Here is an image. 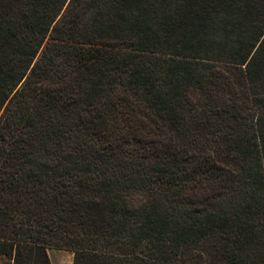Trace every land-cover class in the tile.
Segmentation results:
<instances>
[{
    "label": "trees",
    "instance_id": "trees-1",
    "mask_svg": "<svg viewBox=\"0 0 264 264\" xmlns=\"http://www.w3.org/2000/svg\"><path fill=\"white\" fill-rule=\"evenodd\" d=\"M264 264V0H0V258Z\"/></svg>",
    "mask_w": 264,
    "mask_h": 264
},
{
    "label": "rangeland",
    "instance_id": "rangeland-1",
    "mask_svg": "<svg viewBox=\"0 0 264 264\" xmlns=\"http://www.w3.org/2000/svg\"><path fill=\"white\" fill-rule=\"evenodd\" d=\"M47 256L51 264H72V253L67 251L48 250ZM2 264H10L9 261L0 258Z\"/></svg>",
    "mask_w": 264,
    "mask_h": 264
},
{
    "label": "built area",
    "instance_id": "built-area-1",
    "mask_svg": "<svg viewBox=\"0 0 264 264\" xmlns=\"http://www.w3.org/2000/svg\"><path fill=\"white\" fill-rule=\"evenodd\" d=\"M0 264H2L1 261H0Z\"/></svg>",
    "mask_w": 264,
    "mask_h": 264
}]
</instances>
